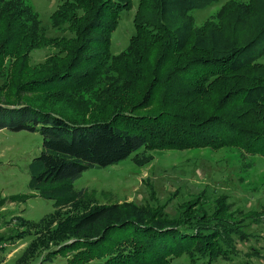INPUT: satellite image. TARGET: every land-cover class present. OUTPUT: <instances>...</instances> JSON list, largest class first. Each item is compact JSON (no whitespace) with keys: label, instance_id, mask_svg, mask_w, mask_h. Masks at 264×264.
<instances>
[{"label":"trees","instance_id":"1","mask_svg":"<svg viewBox=\"0 0 264 264\" xmlns=\"http://www.w3.org/2000/svg\"><path fill=\"white\" fill-rule=\"evenodd\" d=\"M214 1L138 0L134 33L113 54L111 35L131 0H63L50 16L53 37L30 0H0V130L41 136L27 186L54 200L47 222L56 223V245L45 259L172 264L185 254L212 264L236 255L234 239L245 234L222 195L211 213L200 195L176 216L126 200L60 213L83 197L72 182L85 170L128 157L137 167L164 150L264 159V0H229L195 25L190 12ZM44 46L53 52L32 62ZM28 233L22 226L0 241Z\"/></svg>","mask_w":264,"mask_h":264},{"label":"rangeland","instance_id":"2","mask_svg":"<svg viewBox=\"0 0 264 264\" xmlns=\"http://www.w3.org/2000/svg\"><path fill=\"white\" fill-rule=\"evenodd\" d=\"M63 0H30L46 35H60L51 26L50 16ZM229 0H216L190 12L195 25L213 17ZM244 1V0H239ZM138 0L120 12L111 35L110 51L123 50L134 33L133 15ZM53 52L44 46L30 53L32 62L43 61ZM41 151L37 132L0 130V240L17 233L23 226L30 233L16 240L0 241V264H66L60 256L45 259L55 248L51 239L56 223H48L54 211V200L40 198L29 189L28 165ZM153 161L137 167L130 157L118 164L92 167L72 182L83 197L60 213L79 214L91 205L131 201L139 205H165L170 216L177 215L179 203L197 195L202 208L211 213L216 199L224 196L228 209L239 220L245 237H235L236 255L218 259L212 264H264V159L243 155L235 149L153 151ZM261 213L256 220L247 213ZM244 216V217H243ZM44 218L45 228L40 224ZM30 225H36L31 228ZM29 232V231H28ZM48 235H47V234ZM33 248V249H32ZM19 259L21 260L19 262ZM172 264H190L187 255L174 258Z\"/></svg>","mask_w":264,"mask_h":264}]
</instances>
